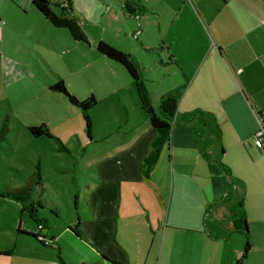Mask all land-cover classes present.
<instances>
[{
  "label": "crops",
  "instance_id": "crops-1",
  "mask_svg": "<svg viewBox=\"0 0 264 264\" xmlns=\"http://www.w3.org/2000/svg\"><path fill=\"white\" fill-rule=\"evenodd\" d=\"M11 1L16 2L15 10L0 30L10 28L11 21L13 25L29 23L30 29L18 28L26 37L30 32L32 53L35 50L48 59L52 45L74 59L86 53L66 29L46 19L33 0ZM48 1L57 12L70 3L89 39L91 59L103 64L112 76L101 83L98 93L91 89L92 95L103 94L100 100H111L110 108L124 109L112 118L104 113L108 106L101 114L96 105L91 111L93 131L88 141L115 152L98 165L97 188L89 186L92 199L86 205L94 217L81 215L78 223H66L58 234L51 229L54 246H43L15 233L14 249L19 248L17 242H24L28 246L24 250L31 251L37 263L63 264L58 259L61 249L57 238L68 234L97 249L100 256L94 264H112L104 255L123 264H264V144L256 137L261 128L258 112L264 110V0ZM126 3L135 8V14L127 11ZM21 16L29 19L21 21ZM100 41L137 61L156 109L164 96H180L177 121L168 141L159 147L149 174L144 163L153 154L159 132L142 110L128 71L97 51ZM67 86L71 89L70 83ZM126 88L129 95L124 93ZM198 109L213 115L202 138L197 134L198 119L181 122L185 113ZM41 122L28 124V132L30 126ZM43 124L51 135L55 127L63 126L61 120L51 122L48 118ZM218 128L223 152L212 144L205 147ZM43 138L53 137L32 135L37 142ZM126 181L131 183L132 197L138 200L122 206ZM41 186L42 182L36 188L43 191ZM230 202H242L247 219L250 247L241 261L246 238L236 231ZM221 206L229 208L228 222L219 216ZM157 211L161 219L153 224ZM144 220L158 231L148 250L137 244L132 249L127 245L130 242L122 239L120 223L141 239L145 238L143 230L149 228V224H142ZM20 227L19 223L15 232ZM4 246L0 250H9ZM14 249L0 255V264H11ZM61 256L66 264H73L62 252Z\"/></svg>",
  "mask_w": 264,
  "mask_h": 264
},
{
  "label": "rangeland",
  "instance_id": "rangeland-1",
  "mask_svg": "<svg viewBox=\"0 0 264 264\" xmlns=\"http://www.w3.org/2000/svg\"><path fill=\"white\" fill-rule=\"evenodd\" d=\"M15 3L0 0V26L5 23L11 10H15ZM28 19L27 16L20 18L21 21ZM11 24L10 28L0 30V247L6 244L4 247H9V250L14 249V234L18 233L15 229L19 223L23 230L33 232L37 230V223L27 215H21L22 204L6 195L8 189L31 187V174L39 171L43 177V191L36 188L35 184L29 194L36 202H41V217L49 219L52 233L58 234L66 223H78L81 215L91 219L94 217L86 205L92 199L89 186L97 188L98 165L107 156L115 154L101 143L88 141L90 138L81 110L72 105L65 95H55L49 89L50 84L63 79L66 85L70 83L73 92L67 87L71 93L79 99H85L93 94L91 89L95 88L98 93L102 89L101 83L112 79L103 64L91 59L90 43L77 41L87 51L75 59L74 55H64L60 53L59 46L52 45L47 51V59L35 50L32 53L34 44L28 40L30 32H27L26 37L24 31H20L22 28H18L22 26L30 29L29 23L13 25L11 21ZM66 31L69 32L68 29ZM69 35L72 38L70 32ZM124 93L129 95L127 88ZM101 95L95 96L97 104L94 107L100 114L104 106L109 107L104 113L110 118L117 110L124 109L122 106L110 108L111 100L101 101ZM131 114L139 119L137 114ZM119 116L122 120L125 118L121 113H118ZM47 118L51 122L61 120L63 126L54 128L53 138H43L39 142L33 140L27 129L28 124L39 121L43 124ZM125 186L126 195L120 200L122 206L138 200V197L133 198L131 195V183L126 181ZM137 208L140 210V207ZM165 211L166 206L163 214ZM229 214L227 206L220 207L221 219L228 222ZM144 215L148 219V214ZM129 219L133 223V218ZM134 219L139 220V217ZM160 219V213L155 212L153 224ZM145 223L149 224V228L143 230L145 238L141 239L135 236L134 231H129L123 222L120 223L122 239L130 242H127L128 247L133 249L135 244L142 250L151 247L158 228H150L149 220L142 222ZM57 239L62 254L71 263L94 264L98 261L99 252L87 240H76L68 234ZM17 244L19 248H15L9 258L11 264H41L32 259L33 256L29 254L31 251L24 250L28 247L26 243Z\"/></svg>",
  "mask_w": 264,
  "mask_h": 264
},
{
  "label": "trees",
  "instance_id": "trees-1",
  "mask_svg": "<svg viewBox=\"0 0 264 264\" xmlns=\"http://www.w3.org/2000/svg\"><path fill=\"white\" fill-rule=\"evenodd\" d=\"M33 4L38 9V11L41 12L43 16H45L46 19L51 21L55 26L59 28L68 29L72 37L76 41H83L89 43V39L82 27L81 21L73 14L70 3L62 7L60 12L55 11V9L51 5V2L48 0H33ZM126 5H127V11L131 15L136 13L135 8L131 4L126 3ZM97 51L100 54L108 57L109 59L120 63L128 71L129 75L131 76L135 84L141 102L142 110L146 113L151 126L159 132L160 137L158 142L154 144L155 147L153 150V154L149 158H147L144 163L145 172L149 174L150 170L154 165V162H156V158L158 154L160 153L159 147L162 146L164 142L168 141L170 137L171 128L177 121V112H178L180 96L178 94L164 96L160 101L159 109H156L153 105L147 84L143 79V75L141 73L140 67L134 58H132L129 54L123 52L122 50L118 49L117 47L105 41H100L98 43ZM49 89L53 92H57L65 95L72 105L78 107L81 110L82 116L85 121L88 138H91L93 131V121H92L91 111L92 108L97 103V99L95 98V96L91 95L88 98L79 99L73 93H71V91L68 89L63 79H60L59 81L50 84ZM263 112L264 110L259 111L258 116L261 115ZM212 116L213 115L210 114V112L198 109L185 113L183 116V120H181V122L184 123V122L192 121L194 119H198L200 124V130H198L197 134H198V138L199 137L202 138L204 137V134L207 131L208 126L211 125L213 122ZM29 130L31 134L34 136L43 135V136L52 137L48 127L44 124L39 126H30ZM203 141L204 140L201 141V145L203 144ZM209 144L218 146L221 152H223V147L221 145V132L219 128L216 129L215 131V137L213 139H210V141H208L207 143H205V147L206 145ZM224 167L227 168V171L230 174L229 167H227L226 165H224ZM42 178L43 177L41 176L39 171H36L33 174H31V179H30L31 187H27L25 189H21V188L8 189L6 195L12 199L20 201V203L22 204V208H21L22 215H27L37 223V230L35 232L24 231L20 227L17 230L18 232L17 234L21 237L32 238L43 246H54L55 236L49 235V231L51 230V227L48 224L49 221L48 219L43 218L40 215L39 207H41V202L40 201L36 202L29 194V191L32 190L35 184L36 186L41 184ZM230 205L233 208L232 215H233V219L235 220L236 231L240 233L242 232L246 238L245 249L243 252V256L240 259L241 261L246 258L247 252L250 247V242L248 240L249 232H248L247 219L243 210L242 202L235 204L230 202ZM70 230L73 232L76 231L75 228H70ZM11 251L12 250L0 251V254H9L11 253ZM103 258H105L112 264H123L105 255L103 256ZM58 259L60 260L61 263L66 264L64 262L63 257L61 256L60 250H58Z\"/></svg>",
  "mask_w": 264,
  "mask_h": 264
},
{
  "label": "built area",
  "instance_id": "built-area-1",
  "mask_svg": "<svg viewBox=\"0 0 264 264\" xmlns=\"http://www.w3.org/2000/svg\"><path fill=\"white\" fill-rule=\"evenodd\" d=\"M263 120H264V112L259 115V122L261 123V128L256 134V137L264 144V126H263Z\"/></svg>",
  "mask_w": 264,
  "mask_h": 264
}]
</instances>
